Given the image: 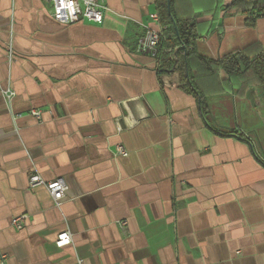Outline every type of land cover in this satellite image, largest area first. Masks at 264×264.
<instances>
[{"label": "crops", "instance_id": "obj_1", "mask_svg": "<svg viewBox=\"0 0 264 264\" xmlns=\"http://www.w3.org/2000/svg\"><path fill=\"white\" fill-rule=\"evenodd\" d=\"M105 1L103 24L64 25L44 0H0V264H264V85L209 95L205 117L137 50L155 0ZM254 41L264 17L223 9L196 47ZM32 173L66 180L60 206Z\"/></svg>", "mask_w": 264, "mask_h": 264}, {"label": "trees", "instance_id": "obj_2", "mask_svg": "<svg viewBox=\"0 0 264 264\" xmlns=\"http://www.w3.org/2000/svg\"><path fill=\"white\" fill-rule=\"evenodd\" d=\"M168 1H170L171 12ZM163 28L159 45L160 73H179L182 82L199 99L202 114H210L208 96L225 91L255 94L257 85H264V45L254 41L231 50L218 58L201 54L196 41L210 34L213 24L224 9L246 17V25L254 27L264 17V0H155ZM212 15L210 19H200ZM225 72L226 78L220 73ZM257 97V96H256Z\"/></svg>", "mask_w": 264, "mask_h": 264}, {"label": "built area", "instance_id": "obj_3", "mask_svg": "<svg viewBox=\"0 0 264 264\" xmlns=\"http://www.w3.org/2000/svg\"><path fill=\"white\" fill-rule=\"evenodd\" d=\"M51 6L52 17L60 24L68 25L76 22H93L103 24L105 13L108 9L105 0H44ZM155 25H144L145 32L138 41L137 50L158 63L159 45L163 37V28L158 11L151 14ZM10 55L13 50L10 46ZM13 92H8L7 97L12 98ZM37 118H41V111L32 112ZM117 155L128 156L129 152L123 145H118ZM31 187L44 186L57 206H60L66 196L68 184L64 178L53 180L44 179L39 173H32L29 178ZM28 214H19L13 217L12 225L21 230L25 227ZM70 232H61L58 235L57 245L64 246L70 243Z\"/></svg>", "mask_w": 264, "mask_h": 264}, {"label": "water", "instance_id": "obj_4", "mask_svg": "<svg viewBox=\"0 0 264 264\" xmlns=\"http://www.w3.org/2000/svg\"><path fill=\"white\" fill-rule=\"evenodd\" d=\"M168 7H169V11L171 12V5H170V1H168Z\"/></svg>", "mask_w": 264, "mask_h": 264}, {"label": "rangeland", "instance_id": "obj_5", "mask_svg": "<svg viewBox=\"0 0 264 264\" xmlns=\"http://www.w3.org/2000/svg\"><path fill=\"white\" fill-rule=\"evenodd\" d=\"M226 15H227V14H226ZM240 16H243V15H240ZM251 31H252V30H251ZM251 31H249L248 34H250Z\"/></svg>", "mask_w": 264, "mask_h": 264}]
</instances>
